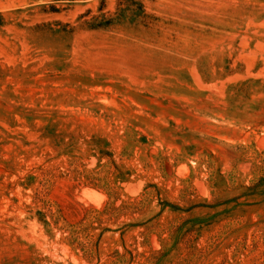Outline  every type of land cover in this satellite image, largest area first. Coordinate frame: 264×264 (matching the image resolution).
<instances>
[{"label":"rangeland","instance_id":"obj_1","mask_svg":"<svg viewBox=\"0 0 264 264\" xmlns=\"http://www.w3.org/2000/svg\"><path fill=\"white\" fill-rule=\"evenodd\" d=\"M0 264H264V0H0Z\"/></svg>","mask_w":264,"mask_h":264}]
</instances>
